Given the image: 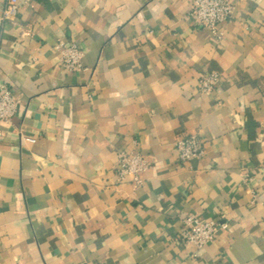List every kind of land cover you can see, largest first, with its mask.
<instances>
[{
	"label": "crops",
	"instance_id": "obj_1",
	"mask_svg": "<svg viewBox=\"0 0 264 264\" xmlns=\"http://www.w3.org/2000/svg\"><path fill=\"white\" fill-rule=\"evenodd\" d=\"M229 2L219 40L186 0H18L0 19V84L21 100L0 122V264H264V0ZM188 134L204 153L183 162ZM134 147L136 188L116 162ZM187 213L227 223L192 257Z\"/></svg>",
	"mask_w": 264,
	"mask_h": 264
},
{
	"label": "built area",
	"instance_id": "obj_2",
	"mask_svg": "<svg viewBox=\"0 0 264 264\" xmlns=\"http://www.w3.org/2000/svg\"><path fill=\"white\" fill-rule=\"evenodd\" d=\"M189 4V14L197 23L207 27L215 40H219L222 31L218 24L227 22L232 17L233 7L229 0H186ZM18 9V0H0V19L13 22ZM58 53L59 64L67 71L83 68V51L74 43H66L59 39L54 44ZM220 74L216 71L203 73L198 78V90L209 95L220 81ZM21 104L20 97L11 93L4 84H0V122L10 123ZM2 132L0 129V136ZM32 142V137H25ZM177 157L185 162L200 157L204 153L203 139L198 134L182 135L174 140ZM117 179L125 181L132 187L143 184L141 173L149 166L150 161L145 153L136 147L130 151H118L116 154ZM264 192V179L262 183ZM182 226L174 237L184 247L189 248V255L195 256L197 249L210 242L219 229H226L227 223L218 219H200L194 213H187L181 219Z\"/></svg>",
	"mask_w": 264,
	"mask_h": 264
}]
</instances>
